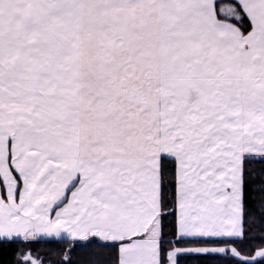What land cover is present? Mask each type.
Instances as JSON below:
<instances>
[{
	"label": "snow or ice",
	"instance_id": "1",
	"mask_svg": "<svg viewBox=\"0 0 264 264\" xmlns=\"http://www.w3.org/2000/svg\"><path fill=\"white\" fill-rule=\"evenodd\" d=\"M41 241L264 264V0H0V246Z\"/></svg>",
	"mask_w": 264,
	"mask_h": 264
},
{
	"label": "trees",
	"instance_id": "2",
	"mask_svg": "<svg viewBox=\"0 0 264 264\" xmlns=\"http://www.w3.org/2000/svg\"><path fill=\"white\" fill-rule=\"evenodd\" d=\"M259 243V241H257ZM64 247L60 242L49 243L47 241H41L33 245V251L39 254L45 259V264H56L61 259L58 255V249ZM19 250V246H0V264H16V252ZM72 259L81 264L82 261L88 259L89 253L85 249H77L74 253H71ZM186 264H218L217 261L207 259L204 257H190Z\"/></svg>",
	"mask_w": 264,
	"mask_h": 264
}]
</instances>
